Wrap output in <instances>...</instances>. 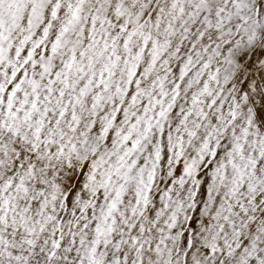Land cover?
I'll list each match as a JSON object with an SVG mask.
<instances>
[{
  "label": "snow or ice",
  "instance_id": "obj_1",
  "mask_svg": "<svg viewBox=\"0 0 264 264\" xmlns=\"http://www.w3.org/2000/svg\"><path fill=\"white\" fill-rule=\"evenodd\" d=\"M0 264H264V0H0Z\"/></svg>",
  "mask_w": 264,
  "mask_h": 264
}]
</instances>
